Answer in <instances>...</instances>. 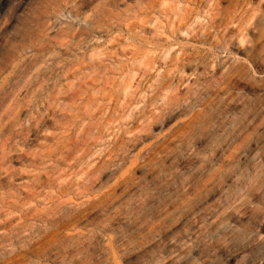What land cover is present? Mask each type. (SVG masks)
<instances>
[{"label":"rangeland","instance_id":"1","mask_svg":"<svg viewBox=\"0 0 264 264\" xmlns=\"http://www.w3.org/2000/svg\"><path fill=\"white\" fill-rule=\"evenodd\" d=\"M184 7L0 0V264H264V0H205L179 31ZM203 110L220 143L160 147ZM200 168L219 170L195 199Z\"/></svg>","mask_w":264,"mask_h":264},{"label":"bare ground","instance_id":"2","mask_svg":"<svg viewBox=\"0 0 264 264\" xmlns=\"http://www.w3.org/2000/svg\"><path fill=\"white\" fill-rule=\"evenodd\" d=\"M185 1H186V3L189 4V8L184 7L181 9L183 12V16H181L179 21H177V23H176V28L179 31L190 29V27L192 26V17L194 15L198 14L199 6H201V4L205 0H185ZM210 23L212 25L218 23L219 26L220 25L224 26V31L228 30V24H229L228 19H219L217 22V19L212 18L210 20ZM203 36H205V35H203ZM192 40L194 42H197L200 44L203 43V40L199 39V37H193ZM202 59H203V57L200 55V52L198 50L194 49L193 54H191L190 56H186L183 59L181 58L179 60L180 64L178 66V69H185L188 64L194 63V62L195 63L199 62ZM179 102H180V98L178 96H174L172 98L169 97L165 101H163V103L161 105H159V107H157L153 112H151L147 117L144 118V120L140 126L141 131L146 133L149 130H151L155 125H158V124L163 125L164 122L168 118H170V121H171L173 118L175 106H178L177 111H183L184 110V109L181 110V108L179 107ZM205 112H206V110H203L202 112L195 114L191 120H188L187 122H180L179 124H177V126H176L177 130L175 132H171L172 131V128H171L170 133H172V134H170V139H167L165 141L164 145L160 146V147L163 149L165 146L174 145V142H175L174 139L175 140L178 139L180 142H186L190 138L193 141H196L197 139L209 137L211 139L212 143H214V144L220 143V141L215 139V134L212 132V130H213L212 128L214 126L210 123V119L209 120L206 119L207 115L205 114ZM252 116H253V112L247 110L246 115H245L244 126H241V128L240 127L239 128L238 127L233 128L232 135L229 136L232 139V145H233L232 149L233 150H232V152L229 153L228 158L226 160H224L223 165L224 164L225 165L230 164L233 160H235L238 157L241 149L244 150V148H246V146H248V143L250 141V136H251V133H250L251 123L253 122ZM236 126H238V125H236ZM140 138H142V137L136 135L133 137V140H137ZM226 140H224L223 143L226 142ZM237 142H239V144H237ZM220 145L219 144L217 145L218 148L221 147ZM125 148H126V143H123L118 148V150L115 151L116 159L120 158V156L124 157L120 153ZM164 150H166V149H164ZM217 150L218 149H216L215 152ZM243 154H244V158H246L248 160L249 159V153L247 152V153H243ZM213 158H214V154H211L209 156V162H211ZM252 159H253V157L250 159V161ZM218 170L219 169L215 170L213 168H210L208 170H206V168H200L199 176L193 180L194 183L192 185L193 186L192 192H193V196L195 199L200 198L201 195L206 193V192H210L209 191L210 187L213 186V184L216 182V179L218 176Z\"/></svg>","mask_w":264,"mask_h":264}]
</instances>
